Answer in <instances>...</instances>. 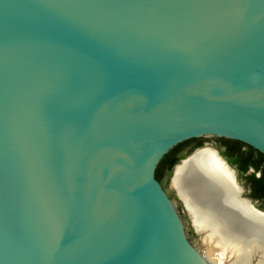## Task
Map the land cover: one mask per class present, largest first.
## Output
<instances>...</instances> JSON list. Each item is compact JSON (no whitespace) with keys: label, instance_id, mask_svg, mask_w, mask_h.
Returning <instances> with one entry per match:
<instances>
[{"label":"water","instance_id":"obj_1","mask_svg":"<svg viewBox=\"0 0 264 264\" xmlns=\"http://www.w3.org/2000/svg\"><path fill=\"white\" fill-rule=\"evenodd\" d=\"M213 137L264 155V0H0V264H214L155 177ZM203 148L264 215L198 147L196 233Z\"/></svg>","mask_w":264,"mask_h":264},{"label":"bare ground","instance_id":"obj_2","mask_svg":"<svg viewBox=\"0 0 264 264\" xmlns=\"http://www.w3.org/2000/svg\"><path fill=\"white\" fill-rule=\"evenodd\" d=\"M172 185L203 233L208 257L217 264H264V215L236 198L231 173L212 149L178 165Z\"/></svg>","mask_w":264,"mask_h":264},{"label":"trees","instance_id":"obj_3","mask_svg":"<svg viewBox=\"0 0 264 264\" xmlns=\"http://www.w3.org/2000/svg\"><path fill=\"white\" fill-rule=\"evenodd\" d=\"M219 139L228 140L229 142L233 143L232 150L236 154H238V157L232 160L230 159V155L228 153L223 152V154L227 155L228 160L231 164H237V168L241 172V175H243V179L247 184H249V186H251L255 195L264 198V155L257 151L255 148L246 145L238 140L226 138ZM187 141L188 140L180 142L179 144L171 148L161 158L155 169V177L164 188L165 185L162 182L163 172L164 170H166L167 175L171 176L174 165L178 163L181 158L184 157V155L178 156L176 155V153L179 151L181 146ZM250 167H252L254 171L249 175H245L244 172ZM256 171H259L258 176L255 175Z\"/></svg>","mask_w":264,"mask_h":264},{"label":"flooded vegetation","instance_id":"obj_4","mask_svg":"<svg viewBox=\"0 0 264 264\" xmlns=\"http://www.w3.org/2000/svg\"><path fill=\"white\" fill-rule=\"evenodd\" d=\"M208 141H212V148L216 149L218 151V153L220 154V156L226 160V162L235 169L236 171V177L237 180L239 182V184L241 185V182H243V184L241 185L243 188V193L242 195L245 197H248L252 203L254 204V206L258 209H262L264 210V198L263 197H258L255 195L253 189L251 188V186H249V184H247L245 182V180L243 179V175H241V172L238 170L237 168V164H231L228 160L227 155H224L223 152L228 153L230 155V159L234 160L238 157V154H236L233 150H232V142H229L228 140H223V139H219V138H191L188 139L187 142H185L181 148L179 149V151L176 153V155L181 156L184 155V157H186L188 154H190L192 151H194L196 148L198 147H202L205 146V144L208 143ZM183 157V158H184ZM182 159V158H181ZM254 171V169L252 167L248 168L244 174L245 175H249ZM255 175L258 176L259 175V171L255 172ZM165 176H167V172L166 170H164L163 172V176H162V182L165 185V189L167 190L169 196L172 197L170 191H168L167 186H166V182H165ZM242 179V180H241ZM180 212V211H179ZM194 232L196 233L195 229L193 228ZM252 264H255L254 261H252Z\"/></svg>","mask_w":264,"mask_h":264},{"label":"rangeland","instance_id":"obj_5","mask_svg":"<svg viewBox=\"0 0 264 264\" xmlns=\"http://www.w3.org/2000/svg\"><path fill=\"white\" fill-rule=\"evenodd\" d=\"M205 146L212 147V141H208V143L205 144ZM169 180H170V176H168V175L165 176V182H166L167 189H168V191H170V193L172 195V198L174 199V201L176 203V206H177L178 210L180 211V214L182 215V217L184 219V222H185V225H186L187 234H188L190 240L193 243L196 244L197 248L200 251L204 252L205 249H204V246L201 244V240H200L201 234H198V233H195L194 232L193 227H192L191 222H190V219H189L186 211L184 210L181 201L177 198L176 193H175V190L170 186ZM242 184H243V182H241V185ZM211 256H213V254H211L210 257ZM215 263L217 264L216 261H215Z\"/></svg>","mask_w":264,"mask_h":264}]
</instances>
